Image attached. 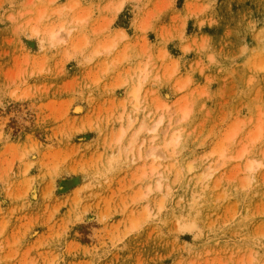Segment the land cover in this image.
Wrapping results in <instances>:
<instances>
[{"label": "rangeland", "instance_id": "rangeland-1", "mask_svg": "<svg viewBox=\"0 0 264 264\" xmlns=\"http://www.w3.org/2000/svg\"><path fill=\"white\" fill-rule=\"evenodd\" d=\"M0 264H264V0H0Z\"/></svg>", "mask_w": 264, "mask_h": 264}, {"label": "bare ground", "instance_id": "bare-ground-1", "mask_svg": "<svg viewBox=\"0 0 264 264\" xmlns=\"http://www.w3.org/2000/svg\"><path fill=\"white\" fill-rule=\"evenodd\" d=\"M62 29H63V26L62 25H59L57 28H55V27L50 28L49 31H48V37H47L48 40H49V42H51V43H56V42H59V41L60 42H64V43H66L68 41L70 42L71 35H70L69 31L66 32L65 34L64 33L62 34L61 33ZM32 33L37 34L38 31L34 29L32 31ZM112 48H113V45L112 44H108L106 46H103L101 48V50L104 51V52H109V50H111ZM96 54H99V50H95L94 55H96ZM138 91H139V88L136 87V88L132 89L131 92L129 93L130 101L132 102V107L133 108H135L137 106ZM179 112L181 113L182 118H185V116H187V114H188V111L185 108H183V107L179 109ZM132 122L133 121L131 120L130 123H132ZM160 122H161V120L159 119L154 125L151 126L152 127L151 129H149V127H147L145 123L142 124L141 127L137 131H135V132L133 131L134 134L131 133V135L129 136V138L132 135H134V136H132L131 139H130V141L127 143L128 148L127 149L125 148L123 150H126V152H128V153L130 152L131 153L132 152V149H133V147H134V145H135V143L137 141V136L139 134H141V132H144V131H150V132H154L155 133L156 130H157L158 125L160 124ZM130 123L126 126V129L123 128L119 133H117L116 138H115V143H120L121 142V140L123 139V137L125 135L126 130L131 128V124ZM128 127H130V128H128ZM153 138L154 137H152V139ZM230 138H231V136L228 137L227 139H230ZM177 139H178V137L177 136L174 137L173 135H172V137H170L169 139H167V141L164 143V145L161 146L162 147L161 152L155 150V149L159 150V147L158 146H154V147H157V148L154 149V148H151V147L149 148L148 147L149 149L148 148L145 149L143 155L139 153L138 158H144L145 160H150L151 163H150V165L148 167V171H149L150 174H154V172L157 170V166L154 165V162H156L158 159H160L162 157H167V155L165 153H168V150L169 151L170 150L173 151L175 149V146H176V143H177ZM168 147H170V149L167 150ZM244 153H245V150L243 149L237 155L236 159H240L241 157H243L244 156ZM257 165L258 166L260 165L259 162H258ZM252 167H253L252 163H247L245 165V168L247 170H251ZM186 168H188L189 171L192 170V166L191 165L186 166ZM141 174H142V176H144V174H145V170L144 169L141 172ZM208 175L209 174H204V173L199 174L197 176L198 177L197 179L200 182L201 181H204L208 177ZM156 186H157V188H160L159 182H157V185ZM149 190L150 189L148 188V191ZM192 204H194V202Z\"/></svg>", "mask_w": 264, "mask_h": 264}]
</instances>
